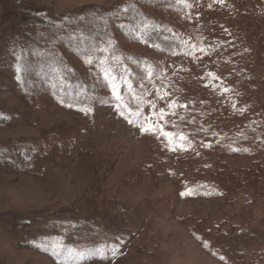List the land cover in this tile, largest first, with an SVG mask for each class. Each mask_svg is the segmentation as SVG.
<instances>
[{"label":"rangeland","instance_id":"374dc122","mask_svg":"<svg viewBox=\"0 0 264 264\" xmlns=\"http://www.w3.org/2000/svg\"><path fill=\"white\" fill-rule=\"evenodd\" d=\"M183 1L0 0V264H264V0Z\"/></svg>","mask_w":264,"mask_h":264},{"label":"trees","instance_id":"16d2710c","mask_svg":"<svg viewBox=\"0 0 264 264\" xmlns=\"http://www.w3.org/2000/svg\"><path fill=\"white\" fill-rule=\"evenodd\" d=\"M164 1H166L167 3V7L168 8H172V11H175V12H177V15L179 14L180 16H181V12H185V10L183 9L184 8V1L183 0H164ZM170 1L172 2V3H170ZM170 4V5H169ZM165 5V4H164ZM175 6V7H174ZM141 13V12H140ZM178 15V16H179ZM182 17L184 18V16H183V14H182ZM70 20L71 19H64V24L66 25V24H69L70 23ZM153 26H147V25H143V26H140V27H137V30L139 31V32H141V34L145 37V38H147V39H149V40H152L153 42H155V43H157V45L158 46H160V47H163L164 49H167L168 51H170V52H174L175 50H178L180 47H181V41L180 40H178L177 38H176V35L174 34V33H172L174 30H172V34H171V36L170 37H167V35L165 36V35H163L162 37H161V35L162 34H160V32H161V30H160V32H159V30L158 29H160V23H154V24H152ZM135 26V25H134ZM83 32H84V30H83ZM167 34V33H166ZM161 37V38H160ZM159 40H158V39ZM85 42H88V44L87 45H83L82 46V48L81 49H79V51H78V53H82V52H89V53H91V52H93V53H95V51L94 50H100L99 52L101 53V49L103 48L100 44H98V43H96V42H94V43H92V41L89 43V39H86V41ZM92 47H95V48H93L92 49ZM90 50V51H89ZM103 50V49H102ZM114 50H112L111 49V52H113ZM32 59L30 60H28L29 61V63L30 64H32V66L34 65V64H36L35 62V60H37L36 59V56H33V57H31ZM98 59V58H97ZM99 60V59H98ZM98 62H95V64H97ZM46 67H45V70L46 71H50V69H54L53 71H56V74L57 75H59L60 73H61V67L59 66L58 67V65L57 64H55L54 62H48V63H46ZM31 66V67H32ZM104 68H106V67H100V70H99V68H96V72H97V74L96 73H94L92 76L94 77V79L93 80H91L90 81V83H87V81H85V82H83L84 84H85V86L87 87V89L88 88H90V87H92V88H100L101 87V84H100V80H102V84H103V86H104V88L105 87H107L106 86V84H105V82L103 81V75H104ZM116 70V69H115ZM100 71V72H99ZM65 71H63V73H64ZM63 73H62V76H63ZM64 75L65 76H63L62 77V79H60V80H58V82H57V86L58 87H62L63 89H66V88H68L69 86H76V87H81L82 86V88H83V84L82 83H79V82H77V78L78 77H76V76H74L73 74H67V72H65L64 73ZM99 77H100V79H99ZM95 80V81H94ZM99 80V81H98ZM77 84V85H76ZM82 88H80V89H82ZM105 89H107V88H105ZM83 90H84V88H83ZM90 90V89H89ZM66 91V90H65ZM58 92V91H57ZM61 93L62 92H59V95H61ZM77 95V94H76ZM62 96V95H61ZM85 96V95H84ZM62 97H64V96H62ZM67 96H65L64 98H66ZM81 98V96L80 95H78V98ZM102 98L104 99L105 98V96H102Z\"/></svg>","mask_w":264,"mask_h":264},{"label":"snow or ice","instance_id":"6c2138e0","mask_svg":"<svg viewBox=\"0 0 264 264\" xmlns=\"http://www.w3.org/2000/svg\"><path fill=\"white\" fill-rule=\"evenodd\" d=\"M18 71H19V69H18ZM140 131L142 133L149 132V131H151V128L142 126V127H140ZM165 135H169V133H165Z\"/></svg>","mask_w":264,"mask_h":264}]
</instances>
